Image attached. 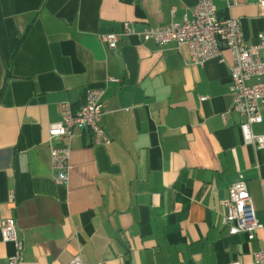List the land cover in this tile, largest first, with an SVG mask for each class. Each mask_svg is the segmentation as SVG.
Segmentation results:
<instances>
[{
	"label": "crops",
	"instance_id": "obj_1",
	"mask_svg": "<svg viewBox=\"0 0 264 264\" xmlns=\"http://www.w3.org/2000/svg\"><path fill=\"white\" fill-rule=\"evenodd\" d=\"M200 1L0 0V215L15 221L25 264H69L78 254L83 264L254 263L264 246V151L244 145V119L232 111L231 54L201 68L186 47L123 30L181 21ZM213 3L219 18L240 21L248 45L260 43V0ZM109 33L119 35L114 50L100 41ZM88 88L105 89L111 143L76 128L63 185L49 127L62 103L85 105ZM253 131L264 135V122ZM240 174L262 226L253 240L222 223ZM13 253L0 234V264Z\"/></svg>",
	"mask_w": 264,
	"mask_h": 264
},
{
	"label": "built area",
	"instance_id": "obj_2",
	"mask_svg": "<svg viewBox=\"0 0 264 264\" xmlns=\"http://www.w3.org/2000/svg\"><path fill=\"white\" fill-rule=\"evenodd\" d=\"M223 1L228 10L238 3V0ZM260 4L264 7V0H260ZM172 14L174 16V11ZM123 30L128 37H139L145 42L152 41L158 47L163 48L170 44H174L178 50L186 47L190 62L201 68L213 59L223 62V50L229 51L232 57L229 84V92L233 97L232 111L244 119L240 124L244 145L264 151V135L253 131L255 125L264 122V61L260 58V51L264 49L262 34L259 35V44L248 45L240 21L231 15L219 18L213 0L200 1L191 15H185L181 21L172 20L166 26L147 28L142 32L125 23ZM118 39L119 35L115 33L100 36L102 44L110 50L116 49ZM117 82L113 78L107 80V83ZM86 93L85 105L77 109L69 101L62 103L61 120L49 127L51 168L55 180L63 185L69 180L71 140L76 128L89 131L96 145L107 146L111 143L101 125L105 89L88 88ZM205 100V97L201 98V101ZM223 119L225 120V115ZM223 206L226 214L222 223L228 228L229 234H245L249 240H253L262 226L257 221L244 175L240 174L238 181L230 186ZM0 234L4 242L14 247V253L6 264H25V243L18 235L15 221L2 219L0 215ZM69 264H83L81 255H76ZM229 264L241 263L232 261ZM253 264H264V246L255 254Z\"/></svg>",
	"mask_w": 264,
	"mask_h": 264
}]
</instances>
